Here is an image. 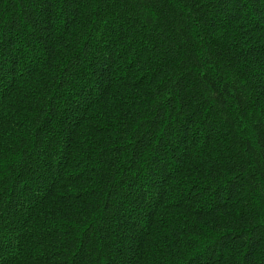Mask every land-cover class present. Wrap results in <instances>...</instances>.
Returning a JSON list of instances; mask_svg holds the SVG:
<instances>
[{
    "label": "trees",
    "instance_id": "obj_1",
    "mask_svg": "<svg viewBox=\"0 0 264 264\" xmlns=\"http://www.w3.org/2000/svg\"><path fill=\"white\" fill-rule=\"evenodd\" d=\"M0 264H264V0H0Z\"/></svg>",
    "mask_w": 264,
    "mask_h": 264
}]
</instances>
